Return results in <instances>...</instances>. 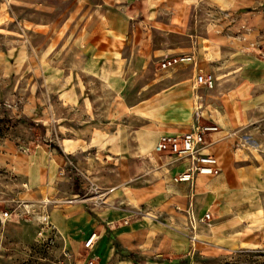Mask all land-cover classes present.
Listing matches in <instances>:
<instances>
[{"label": "rangeland", "instance_id": "1", "mask_svg": "<svg viewBox=\"0 0 264 264\" xmlns=\"http://www.w3.org/2000/svg\"><path fill=\"white\" fill-rule=\"evenodd\" d=\"M92 7L0 0V264H264V0H153L150 16L107 27ZM87 30L120 32L114 67L74 48ZM181 55L195 61L162 67ZM76 63L65 99L59 70ZM199 69L213 87L195 85ZM197 121L218 127L206 139L219 172L170 218L149 186L183 166L155 142ZM70 134L89 140L76 156L60 146ZM144 186L150 205L135 203ZM228 218V239L209 237Z\"/></svg>", "mask_w": 264, "mask_h": 264}, {"label": "crops", "instance_id": "2", "mask_svg": "<svg viewBox=\"0 0 264 264\" xmlns=\"http://www.w3.org/2000/svg\"><path fill=\"white\" fill-rule=\"evenodd\" d=\"M132 1L133 0L131 1L130 0H91V3L93 6L92 10L96 12V14L100 16V18H102V25H105L107 27V26H110L108 21H112L116 17H119L120 19H124L127 21V23H129L128 21L133 19L138 12H143V14L148 13V15L150 16L149 5L153 2V0H141L142 2L140 6L141 11L132 6ZM105 26L102 27L101 29H105L106 28ZM111 29H113L112 26H111ZM78 35H79L78 36L79 38H77V41H79V43H75L74 45V48H76L77 51H80L81 53L84 54L85 52L88 51V48H90V50L94 51V54H91L90 56L91 58L97 57L99 54L102 56L103 60H102L101 68L103 70H105L107 67H110V68L114 67L115 63L113 62H115V58L112 53H115L119 49L114 48L116 47V45L110 43L111 38L109 37L119 36L120 35L119 31L87 30V31H81ZM98 36L101 38L98 39L97 38ZM103 41H107L108 44H105ZM84 57L87 59L89 55L84 54ZM77 63L79 62L77 61ZM77 63H76V67H68L66 65V66H63L64 69L59 70L60 83L62 84L64 83L65 85H71V86H66L64 90L60 89V91L61 90L64 91L63 93L61 92L60 93H61V97L64 96L65 99H67L68 96L73 95V93H75L76 95H79V92L76 86L79 85L80 83L81 75H80V72L77 69H75V68H79L77 67L78 66ZM170 133H175V132H170ZM214 133L216 132H212L210 135H213ZM160 135H158V137L157 135H154L157 137L155 146H156V143ZM134 137L140 140L143 138L141 134L135 135ZM128 138L129 140L124 139L123 145H125V143L126 144L128 143L129 146L127 150H130L131 149L130 147L131 137H128ZM88 142L89 140L87 141L84 139L81 140L77 135L70 134L69 136H66V138H62L60 146L65 153L72 155V156H76L80 150L86 147V144H88ZM256 143L257 145H259L258 141ZM111 146H112L111 147L112 149L118 150L117 141H113ZM209 149L210 148H208V151L211 152ZM116 150H113V152H117ZM154 150H155V147H154ZM181 170L182 168L180 169L173 168V170L169 172L170 170L167 169V167L166 168L164 167L163 170L156 172V174H159V178L156 179L155 184L153 186H149L155 189L154 192H156V194H160V195H155L158 201L156 202V208L161 210V212H166V215L170 214V218H174L175 213H177L176 207H179V208L183 206L188 207L189 204L192 202L194 204V199L197 196L198 192H200L198 188L199 183L205 180L204 178L205 176H208V175H199L196 178V187L190 189L191 182H180V183L175 184L172 181V177ZM149 187L144 186V187L138 188L139 195L137 196V198L135 197L136 198L135 203L139 202L140 200L149 203V205L152 203L150 197L143 195L144 193H146V189ZM115 190L116 188H114L112 192ZM127 196L128 195L126 193L123 195V197L126 198V200H127ZM235 223H236L235 218H228L226 220L219 222L215 226V229H212L209 237H213L214 239L215 238L218 239L220 237L219 240L226 241L228 239V236H227L228 232L227 234H225V231L231 228V226H233ZM235 233L238 234L239 230H237V232ZM235 238L236 239L233 242L237 247L247 246L248 243L245 241L243 236L236 235Z\"/></svg>", "mask_w": 264, "mask_h": 264}, {"label": "built area", "instance_id": "3", "mask_svg": "<svg viewBox=\"0 0 264 264\" xmlns=\"http://www.w3.org/2000/svg\"><path fill=\"white\" fill-rule=\"evenodd\" d=\"M193 61H195L194 55H181L164 60L162 67L170 68L183 62ZM214 84V75L199 69L195 77V85L211 88ZM217 130L216 125L197 121L183 133L165 132L159 136L155 150L158 153H167L170 163L178 162L183 166L182 170L174 175L175 182L193 183L199 175H215L219 172L218 158L208 151L209 142L206 139L207 135ZM93 190L95 191V188ZM96 192L99 194V199H102L104 194L97 189ZM95 236L89 239V245L95 241Z\"/></svg>", "mask_w": 264, "mask_h": 264}, {"label": "trees", "instance_id": "4", "mask_svg": "<svg viewBox=\"0 0 264 264\" xmlns=\"http://www.w3.org/2000/svg\"><path fill=\"white\" fill-rule=\"evenodd\" d=\"M63 152V151H62ZM64 154V153H63Z\"/></svg>", "mask_w": 264, "mask_h": 264}]
</instances>
